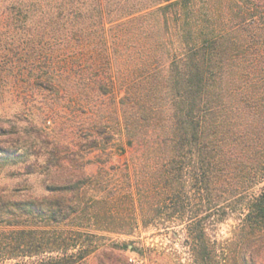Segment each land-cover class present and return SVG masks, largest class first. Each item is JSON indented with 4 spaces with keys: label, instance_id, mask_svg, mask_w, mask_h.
<instances>
[{
    "label": "trees",
    "instance_id": "trees-1",
    "mask_svg": "<svg viewBox=\"0 0 264 264\" xmlns=\"http://www.w3.org/2000/svg\"><path fill=\"white\" fill-rule=\"evenodd\" d=\"M11 132L29 139L0 143V166L45 180L37 196L0 189V264H86L104 233L151 228L184 234L196 264H256L264 0H0Z\"/></svg>",
    "mask_w": 264,
    "mask_h": 264
},
{
    "label": "rangeland",
    "instance_id": "rangeland-1",
    "mask_svg": "<svg viewBox=\"0 0 264 264\" xmlns=\"http://www.w3.org/2000/svg\"><path fill=\"white\" fill-rule=\"evenodd\" d=\"M4 127L10 130L9 124H4ZM18 138L22 140H28V135L23 132H11L9 134L0 135V143L7 144L5 140L13 141ZM28 144V143H27ZM92 163L89 162L87 170L95 177L101 179L99 173V166L101 159L98 156H92ZM111 165H123V160L119 159V156L112 158L107 166ZM113 180L120 179V175L112 172ZM45 176L38 171L35 174L27 173L22 163H9L4 166H0V189L12 194L13 196H25L33 194L35 196L42 194L44 188ZM113 208L115 213H119V206L115 205ZM135 219L140 220V215H135ZM235 221L229 220L226 223L220 225L216 237L213 239L224 240L231 235V230ZM106 238V247L99 250L92 255L86 264H196L194 255L186 243V237L184 234L175 235L173 232H166L157 228H151L150 230L138 229L131 235H119L115 233H104ZM114 240H125L129 245L128 247H113ZM133 245L143 246L144 252L147 253L145 257H141L135 250ZM146 247L149 250H146ZM255 254L256 264H264V241H256ZM34 257H23L21 262L23 264H31L34 261ZM218 257H214V262L217 263Z\"/></svg>",
    "mask_w": 264,
    "mask_h": 264
}]
</instances>
